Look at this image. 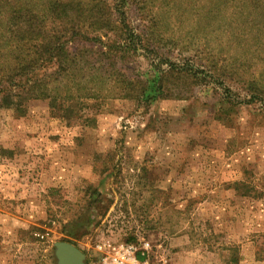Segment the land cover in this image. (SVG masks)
Returning a JSON list of instances; mask_svg holds the SVG:
<instances>
[{"label": "rangeland", "instance_id": "obj_1", "mask_svg": "<svg viewBox=\"0 0 264 264\" xmlns=\"http://www.w3.org/2000/svg\"><path fill=\"white\" fill-rule=\"evenodd\" d=\"M0 2L89 37L56 83L70 117L42 87L0 98V264H58L67 240L103 264L140 232L155 261L264 264V0Z\"/></svg>", "mask_w": 264, "mask_h": 264}, {"label": "trees", "instance_id": "obj_2", "mask_svg": "<svg viewBox=\"0 0 264 264\" xmlns=\"http://www.w3.org/2000/svg\"><path fill=\"white\" fill-rule=\"evenodd\" d=\"M3 6V2H0V8ZM110 7L113 10L115 5ZM122 8V6L119 8L122 32L134 42L135 33L127 23V16ZM32 18L37 22V25L29 30H24L19 27L20 10L7 13H2L0 10V98L2 103L8 106L12 104L14 93L12 88L18 91L17 96L22 100L31 96L34 88L42 87L40 96L50 100L51 108L70 117L74 112V103H66L67 100L58 101L57 84H60L66 73L75 70L81 63V57L77 53H73V55L69 53L67 43L75 44V42L87 40L89 37L84 32L66 28L44 29L39 25V19L44 20L43 18L35 14ZM50 64L53 73L47 75L45 72L48 71ZM41 68L45 70L43 78L39 81H36L38 77L35 80H27V77H36L37 70ZM20 78H25L26 81L24 83L22 80L17 81ZM30 82L33 83L30 84ZM73 227L69 229L68 233L72 237L78 235V229L75 228L77 226ZM67 241L75 244L72 240Z\"/></svg>", "mask_w": 264, "mask_h": 264}, {"label": "built area", "instance_id": "obj_3", "mask_svg": "<svg viewBox=\"0 0 264 264\" xmlns=\"http://www.w3.org/2000/svg\"><path fill=\"white\" fill-rule=\"evenodd\" d=\"M138 241V243L101 241L97 248L103 253V264H169L165 252L159 253L156 261L153 259L151 242L141 232Z\"/></svg>", "mask_w": 264, "mask_h": 264}, {"label": "water", "instance_id": "obj_4", "mask_svg": "<svg viewBox=\"0 0 264 264\" xmlns=\"http://www.w3.org/2000/svg\"><path fill=\"white\" fill-rule=\"evenodd\" d=\"M55 248L58 264H86V255L73 243L58 241L55 243Z\"/></svg>", "mask_w": 264, "mask_h": 264}]
</instances>
